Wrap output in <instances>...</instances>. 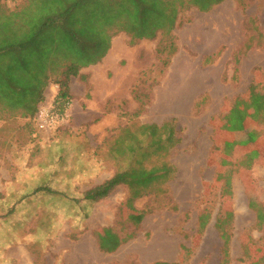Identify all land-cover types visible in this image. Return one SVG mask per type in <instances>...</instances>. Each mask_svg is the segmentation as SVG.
Here are the masks:
<instances>
[{
  "label": "rangeland",
  "instance_id": "obj_1",
  "mask_svg": "<svg viewBox=\"0 0 264 264\" xmlns=\"http://www.w3.org/2000/svg\"><path fill=\"white\" fill-rule=\"evenodd\" d=\"M182 2L167 67L162 34L130 45L107 31V59L70 78L83 96L68 87L67 126L39 132L0 107V264H264V0L206 13ZM166 122L179 141L158 153L138 130ZM161 164L169 178L131 203L124 185L83 199L115 173Z\"/></svg>",
  "mask_w": 264,
  "mask_h": 264
},
{
  "label": "trees",
  "instance_id": "obj_2",
  "mask_svg": "<svg viewBox=\"0 0 264 264\" xmlns=\"http://www.w3.org/2000/svg\"><path fill=\"white\" fill-rule=\"evenodd\" d=\"M222 1L190 0L203 13ZM176 3L183 2L25 0L13 9L0 3V107L18 113L34 125V115L45 100L44 90L49 84L57 85L59 95L71 100L70 78L77 77L80 69L101 62L109 50L111 36L107 31L112 28L129 35L130 45L135 41L154 40L158 33L165 36L167 43L160 41L157 54L162 66L167 67L176 51L171 36L178 14ZM61 57L66 58V64L58 78L52 80L50 74ZM258 109L264 114V108ZM138 132L148 138L151 148L158 153L167 151L179 141L171 122L161 126L142 125ZM127 151L134 152L135 148ZM171 172V168L161 164L150 169L139 167L115 173L86 191L83 199L89 203L98 202L117 186L124 185L130 191L127 202L131 203L145 195L156 182L166 181ZM41 192L54 193L47 187H40L33 194ZM149 213L151 210L146 209L141 215Z\"/></svg>",
  "mask_w": 264,
  "mask_h": 264
},
{
  "label": "built area",
  "instance_id": "obj_3",
  "mask_svg": "<svg viewBox=\"0 0 264 264\" xmlns=\"http://www.w3.org/2000/svg\"><path fill=\"white\" fill-rule=\"evenodd\" d=\"M49 89L53 93L51 99L39 105L33 119L37 131L43 133H53L67 126L71 118V100L59 95L57 85L51 84Z\"/></svg>",
  "mask_w": 264,
  "mask_h": 264
},
{
  "label": "crops",
  "instance_id": "obj_4",
  "mask_svg": "<svg viewBox=\"0 0 264 264\" xmlns=\"http://www.w3.org/2000/svg\"><path fill=\"white\" fill-rule=\"evenodd\" d=\"M108 53H109V51H108ZM107 57H108V54H106V56L102 59V60H106L107 59ZM95 69V67L94 66H88L87 68H85L84 70H82V72L81 73H83V74H90L93 70ZM92 78V77H91ZM48 86H50V84L48 85ZM69 88H70V92L73 94V95H76V96H78V97H81V96H83L82 95V93H80L79 91H77V88L75 89V88H73L72 87V83L70 82V84H69ZM78 101H72V107H71V118L73 117V108H74V104H76Z\"/></svg>",
  "mask_w": 264,
  "mask_h": 264
}]
</instances>
